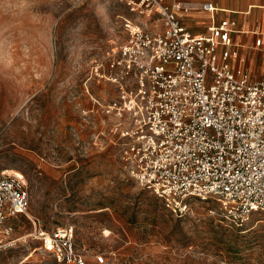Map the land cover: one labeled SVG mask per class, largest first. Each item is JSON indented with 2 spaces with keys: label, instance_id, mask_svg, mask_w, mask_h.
<instances>
[{
  "label": "rangeland",
  "instance_id": "obj_1",
  "mask_svg": "<svg viewBox=\"0 0 264 264\" xmlns=\"http://www.w3.org/2000/svg\"><path fill=\"white\" fill-rule=\"evenodd\" d=\"M121 16L119 0H0V171L30 191L0 264H54L32 220L72 225L87 264L98 252L106 264H264V213L235 226L215 201L191 199L175 216L121 160L101 107L115 87L90 78L122 39Z\"/></svg>",
  "mask_w": 264,
  "mask_h": 264
},
{
  "label": "built area",
  "instance_id": "obj_2",
  "mask_svg": "<svg viewBox=\"0 0 264 264\" xmlns=\"http://www.w3.org/2000/svg\"><path fill=\"white\" fill-rule=\"evenodd\" d=\"M119 1L131 17L121 16L122 39L93 60L90 78L115 87L101 107L113 118L131 177L175 216L191 199L215 201L235 226L264 213V75L255 80L243 67L231 40L234 22L220 20L195 35L180 16L196 9L191 0ZM29 206L25 177L1 170L0 252L18 242L15 220L29 217ZM32 224L29 236L54 264L88 263L72 225ZM93 259L106 264L101 252Z\"/></svg>",
  "mask_w": 264,
  "mask_h": 264
},
{
  "label": "crops",
  "instance_id": "obj_3",
  "mask_svg": "<svg viewBox=\"0 0 264 264\" xmlns=\"http://www.w3.org/2000/svg\"><path fill=\"white\" fill-rule=\"evenodd\" d=\"M196 9L181 14L182 22L195 35L206 32L211 24L220 20L234 22L231 40L240 57L245 59L243 67L251 77L259 80L264 75V0H191ZM210 2L213 12L201 9ZM222 9V10H220ZM260 38L259 47L255 40Z\"/></svg>",
  "mask_w": 264,
  "mask_h": 264
}]
</instances>
